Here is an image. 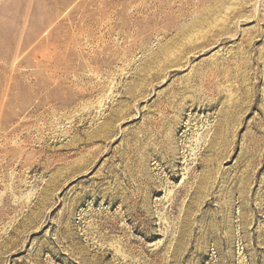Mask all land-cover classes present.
Instances as JSON below:
<instances>
[{
  "label": "rangeland",
  "instance_id": "rangeland-1",
  "mask_svg": "<svg viewBox=\"0 0 264 264\" xmlns=\"http://www.w3.org/2000/svg\"><path fill=\"white\" fill-rule=\"evenodd\" d=\"M0 264H264V0H0Z\"/></svg>",
  "mask_w": 264,
  "mask_h": 264
}]
</instances>
